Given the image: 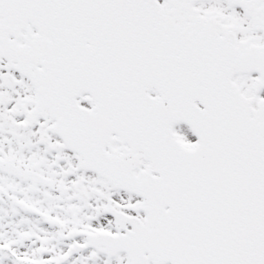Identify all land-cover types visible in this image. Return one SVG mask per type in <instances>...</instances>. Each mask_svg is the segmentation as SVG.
<instances>
[{"label":"snow or ice","instance_id":"obj_1","mask_svg":"<svg viewBox=\"0 0 264 264\" xmlns=\"http://www.w3.org/2000/svg\"><path fill=\"white\" fill-rule=\"evenodd\" d=\"M0 264H264V0H0Z\"/></svg>","mask_w":264,"mask_h":264}]
</instances>
